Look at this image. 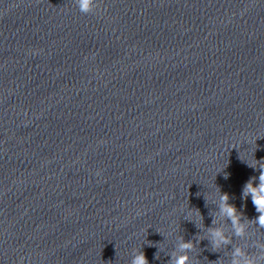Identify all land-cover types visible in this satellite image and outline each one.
Wrapping results in <instances>:
<instances>
[{"label":"water","instance_id":"obj_1","mask_svg":"<svg viewBox=\"0 0 264 264\" xmlns=\"http://www.w3.org/2000/svg\"><path fill=\"white\" fill-rule=\"evenodd\" d=\"M261 165L264 0H0V264L264 256Z\"/></svg>","mask_w":264,"mask_h":264},{"label":"clouds","instance_id":"obj_2","mask_svg":"<svg viewBox=\"0 0 264 264\" xmlns=\"http://www.w3.org/2000/svg\"><path fill=\"white\" fill-rule=\"evenodd\" d=\"M76 4L80 12L90 14L96 10L97 0H76ZM225 179H227V176H225ZM255 179L256 178H253L246 184L243 195L245 198L251 196L256 211L259 213L258 218L255 220V224L264 229V165L260 166L258 186L255 184ZM220 199L222 213L232 221L235 235L243 236L246 231V226L241 223V216L237 208L228 203L230 198L227 194L222 195ZM212 235L214 237V248H218L222 243L227 244L230 242L221 230L213 231ZM180 247L181 250H190L193 248V244L191 242H186L181 244ZM259 247L264 250V245H259ZM233 257L232 264H264V256L253 257L245 253L239 247L234 250ZM188 261L189 257L187 255H181L174 259L173 264H188ZM132 264H148V260L144 253L140 252L135 256Z\"/></svg>","mask_w":264,"mask_h":264}]
</instances>
